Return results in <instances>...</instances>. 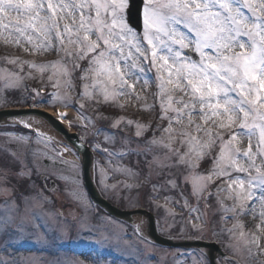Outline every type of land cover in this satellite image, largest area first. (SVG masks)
<instances>
[{
    "label": "snow or ice",
    "instance_id": "obj_1",
    "mask_svg": "<svg viewBox=\"0 0 264 264\" xmlns=\"http://www.w3.org/2000/svg\"><path fill=\"white\" fill-rule=\"evenodd\" d=\"M3 34L6 42L30 45L25 52L54 53L57 59L37 63L0 58V105L22 101L31 102L33 109L71 108L74 116L58 111L54 123L66 122L69 129L80 128L81 134L69 138L74 153L69 144L41 138L33 127L36 121L18 119L14 125L32 135L0 132L9 139L4 149L13 158L9 163L17 165L11 169L14 175L9 176L8 170L0 174V191H11L13 181L17 188L28 190L19 198L0 199V237L23 245V225L13 227L22 213L36 220V228L53 231L45 217L54 213L31 211L29 201L39 199L41 206L52 203L45 193L59 190L56 180L70 189L72 201L91 206L94 201L85 196L80 180L82 175L91 180L92 165L88 159L77 163L67 157L99 152L107 162H100L97 181L106 191L119 194L129 207L157 212L161 217L157 236L167 231L169 238L188 241L183 238L186 231L197 234L198 250L178 246L169 251L153 237L151 225L157 221L148 212H144L150 222L147 232L145 219L132 222L133 231L128 233L126 220L99 217L123 228V238L163 250L148 252L143 264H240L235 257L240 254L238 238L244 236L241 216L260 221L244 244L249 259L264 254L260 243L264 231V0H139L138 7L135 0H0ZM33 71L39 73L40 89L25 83L35 78ZM48 86L52 90L45 98L43 87ZM137 86L156 89L151 105L157 112L155 123L104 116L102 107H123L121 97L146 103ZM87 103L96 106L93 113L87 111ZM132 125L134 134L128 136L125 129ZM234 126L247 130L243 135L249 137L248 150L238 146ZM256 130L259 139L253 153L251 137ZM26 146L29 152L19 151ZM129 157L136 159L123 163ZM208 162L212 167L202 168ZM233 172L244 175L233 176ZM117 174L124 179L117 180ZM223 177L227 179L217 184ZM37 179L43 188L37 186ZM109 179L116 183L109 184ZM141 193L146 206L140 205ZM209 210L213 220L210 237L205 238L200 234L210 223ZM59 215L63 217L64 212ZM173 231L181 239L171 235ZM85 236L91 239L82 237L72 243L97 249L103 244L91 230ZM135 264H141L140 259Z\"/></svg>",
    "mask_w": 264,
    "mask_h": 264
},
{
    "label": "rangeland",
    "instance_id": "obj_2",
    "mask_svg": "<svg viewBox=\"0 0 264 264\" xmlns=\"http://www.w3.org/2000/svg\"><path fill=\"white\" fill-rule=\"evenodd\" d=\"M66 22V21H62ZM6 34L0 35V47L8 49L10 51H14L16 55H20V57H33L34 59L42 60L43 58H46V55L51 54H35L31 51L25 52V48H31L30 45H28L25 42H21L20 45H17L13 42H6L5 41ZM102 79L104 77H101ZM151 87L141 90L139 86H137V92H140L142 95H145L148 98L149 92ZM119 103L122 104L125 109L128 112L137 113L139 112L138 106V100L134 97H121L119 99ZM43 108V107H42ZM14 126V125H12ZM75 129V128H73ZM217 131H219L217 129ZM233 132L238 133L237 140L239 141L238 146L241 148L242 151L249 149V137L246 135H243L247 130L239 129L238 126H234L232 129ZM259 136H258V130H256V133L252 135L251 137V144H252V152L255 153L257 151V142H258ZM34 141V140H33ZM0 143H8L9 139L7 137L0 136ZM39 147L43 148L44 145L41 144ZM107 162V160H105ZM257 162L259 163V158L257 159ZM142 164H140V167L143 169L144 164L143 161H141ZM0 167L5 170H11L12 165L9 163L8 157L3 152H0ZM2 171V170H0ZM4 173V172H2ZM14 173L11 174V176ZM119 175V174H117ZM10 176V175H9ZM123 177V176H122ZM124 178V177H123ZM58 184V192L64 194L65 199L68 200V204H66L63 207L64 215L61 217L58 214H53L46 216L45 219L47 221V225L49 229H52L53 231H50L49 233H45L43 229L36 228V220L29 214V213H22L19 216L16 217V223L13 225V227H18L23 225L25 229V234L23 237H20L24 241V243H28L34 247L33 253H27V251L30 252L31 247L27 246L26 249H22L19 246L23 245H17L9 243V240L7 237H0V244L3 246L12 245L10 247H6L5 249H1L2 256L9 261L10 264H81L78 262L79 258L77 257L78 254V246L73 241H78L82 237L85 239H91L90 237L85 236V233L91 230L92 232L96 233V239H98L97 235L99 232H97L98 228L93 227V223L88 226L87 223H85L88 219L90 220V209L88 207H85V213L79 215V211L77 207H79V203H76L70 199L71 192L70 189L66 188V185L63 181L56 180ZM111 184L110 182H108ZM102 186V185H101ZM71 187V186H69ZM103 187V186H102ZM105 189V188H104ZM13 193V191H0V194H9ZM107 195L111 197L114 200L122 201L126 203L124 200L120 199L118 196L119 194H113L110 190L106 191ZM133 194V193H132ZM42 201L39 199L34 201H29V208L31 211L36 212L37 210H40L36 213H51L47 207L41 206ZM130 206V205H129ZM126 209V207H124ZM74 216H76L74 218ZM100 217H107L103 214L100 215ZM242 220L244 222V228H251V231H247L246 229L243 230L244 236L242 238H238V245L240 248V254L237 255L244 264H249L245 259L247 257V252L245 251L244 244L245 241L250 239V234L256 232V229L254 227V224H259V219L253 220L252 216H241ZM69 220V221H68ZM208 220L209 225L206 228V230L201 233L200 235L204 236L205 238L210 237L211 233V221L213 220V217L211 215V210H209L208 214ZM75 223H74V222ZM97 226L101 225L105 227L102 229L101 226H99V231L102 232L104 230L105 234H102V236H106L104 241H107V244L104 243L103 246L99 249L92 247L93 249H97V255L104 256L105 254H110L112 262L116 264H124L126 261L131 259L132 255V247L130 246L129 238H123L122 231L123 228H116L114 225L109 224L107 222L101 221L100 218H98L95 222ZM167 233V231H165ZM119 235V238H117ZM99 240V239H98ZM59 242V243H58ZM61 243L66 245L65 247H61ZM260 243L264 245V231L261 233V241ZM104 245L107 246L109 249H117V253L111 254L108 251H105ZM18 251V253H17ZM257 260H259L260 264H264V254L255 257ZM83 264H88L87 260L88 257L85 256L80 257L79 259ZM241 262V261H240ZM241 262V264H242ZM6 263L4 260L0 259V264ZM110 263V261L108 262ZM135 264V262L133 263ZM143 264V263H141Z\"/></svg>",
    "mask_w": 264,
    "mask_h": 264
},
{
    "label": "bare ground",
    "instance_id": "obj_3",
    "mask_svg": "<svg viewBox=\"0 0 264 264\" xmlns=\"http://www.w3.org/2000/svg\"><path fill=\"white\" fill-rule=\"evenodd\" d=\"M58 111H66L68 113L69 117H72V116L75 115V112L73 110H71V109H68V110H63V109H57V110L49 109V110H45V112H47L49 115H51L55 119L57 118ZM18 119L19 120H27V121H36L37 123H35L33 125V127H34L35 132H38L41 135V138L51 137L54 140L62 141L63 143H65L64 139L58 133H56L53 130V128L51 127V125L49 124L48 121H46V120L44 121L42 119L35 118V117L15 118V119H13V121L17 123ZM63 125L65 127H67V123L66 122L63 123ZM70 130H72V129H70ZM67 158L68 159H77L76 157L72 156L71 154H69V156ZM133 219H134V222L139 223L140 220L141 219H145V217L137 216V217H134ZM145 230H146V223L144 224V231Z\"/></svg>",
    "mask_w": 264,
    "mask_h": 264
},
{
    "label": "water",
    "instance_id": "obj_4",
    "mask_svg": "<svg viewBox=\"0 0 264 264\" xmlns=\"http://www.w3.org/2000/svg\"><path fill=\"white\" fill-rule=\"evenodd\" d=\"M138 6H139V4L137 5V7H138ZM132 11H133V14L136 15V12H135L134 8H133ZM36 113H38V114L44 116L45 118L49 119V120L51 121V123L53 124V126H54L58 131H60V132H62L63 134H65L66 137H70L69 135H67V133L65 132V130L63 129V127H62L60 124H56V123H54L55 120H53L52 117H50V116L47 115V114L41 113V112H36ZM3 116H5V114H4V113H1V114H0V118H2ZM85 159H88L89 162L91 163V159H90V157H89V153L85 154ZM93 191H94V190H93ZM93 196H94V199H95L96 203H98L99 205L105 207V208H106V209H107L112 215L117 216V217H120V218H127V217H128L126 214L121 213V212L118 211L117 209L111 208V207L108 206L105 202H103V201L101 200V198L99 197V195L97 194L96 191L93 192ZM153 234H154L153 237L156 238L154 231H153Z\"/></svg>",
    "mask_w": 264,
    "mask_h": 264
}]
</instances>
